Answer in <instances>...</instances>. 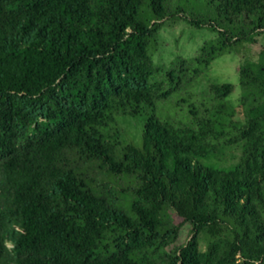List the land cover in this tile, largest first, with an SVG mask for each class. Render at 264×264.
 Masks as SVG:
<instances>
[{"label": "trees", "instance_id": "obj_1", "mask_svg": "<svg viewBox=\"0 0 264 264\" xmlns=\"http://www.w3.org/2000/svg\"><path fill=\"white\" fill-rule=\"evenodd\" d=\"M186 1L0 0V264H264V63L241 72V121L232 84L200 89L264 33V0H192L190 24L218 37L159 66V32ZM127 118L143 119L137 142ZM232 144L238 163L216 167Z\"/></svg>", "mask_w": 264, "mask_h": 264}, {"label": "rangeland", "instance_id": "obj_2", "mask_svg": "<svg viewBox=\"0 0 264 264\" xmlns=\"http://www.w3.org/2000/svg\"><path fill=\"white\" fill-rule=\"evenodd\" d=\"M182 5L186 7L188 18L169 19L159 32L158 52L153 57L154 63L159 66L169 68L177 58H184L186 60L197 58L200 56L203 47L207 43L215 41L218 37L217 33L208 28L198 29L190 24L189 14L191 12L197 13L199 3L190 0L189 2H183ZM208 13L211 19L217 24H220L219 19L215 15L209 11ZM247 62L264 63V33L256 37L255 42L243 41L236 43L232 52L217 58L210 65L201 80L200 89L202 91L211 85H233V92L225 100L226 104H228L231 109L230 114L233 117V121H241L243 119L240 75ZM172 111L173 109L170 105H165L163 103H161L157 109V113L162 119L163 116L171 115ZM119 126L124 133L125 139H133L137 142L141 137L143 119L127 118L126 120H119ZM241 155V144H232L224 149H220L217 157L213 160V164L216 167L226 169L238 163ZM2 162L3 157L0 156V181L2 180ZM113 181L120 185L127 182L125 178L113 179ZM113 195L115 198L117 197L115 191H113ZM119 199L122 203L124 202L125 196L121 195ZM127 200H130V197H128ZM124 205V208L127 210L128 205L126 203ZM6 206H8V199L6 196H2L0 192V207L3 209ZM180 221V219L176 220L177 223H180ZM190 229L191 227L189 225H185L181 229L179 237L176 243L172 245L171 249L187 243L190 238ZM215 238L216 237L208 230L199 233L197 236L199 251L202 253L206 252L209 244L214 241ZM7 247L11 252L14 251V246L11 242L7 243Z\"/></svg>", "mask_w": 264, "mask_h": 264}]
</instances>
